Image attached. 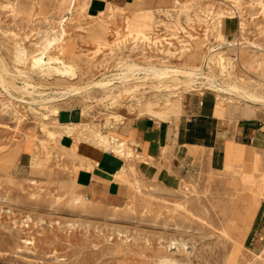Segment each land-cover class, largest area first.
<instances>
[{"label": "rangeland", "instance_id": "obj_1", "mask_svg": "<svg viewBox=\"0 0 264 264\" xmlns=\"http://www.w3.org/2000/svg\"><path fill=\"white\" fill-rule=\"evenodd\" d=\"M108 1L88 16V0H0V264H264V226H250L264 202V142L226 169L201 160L174 189L142 178L129 159L124 195L113 205L80 194L73 151L59 146L53 125L54 111L78 107L76 134L94 143L96 133L115 137L127 115L184 120L202 94L219 109L242 107L264 129V104L207 81L264 97V0ZM61 25L65 38L44 50ZM34 51L50 58L43 76L32 73ZM125 59L145 72L117 84L112 74ZM153 66L204 76L185 84L182 76L153 74ZM97 80L108 87H86ZM68 90L64 101L31 103ZM26 146L32 163L17 168Z\"/></svg>", "mask_w": 264, "mask_h": 264}, {"label": "crops", "instance_id": "obj_2", "mask_svg": "<svg viewBox=\"0 0 264 264\" xmlns=\"http://www.w3.org/2000/svg\"><path fill=\"white\" fill-rule=\"evenodd\" d=\"M107 3L108 0H88V16L99 15ZM139 3L142 0H125V4ZM216 100L197 95L196 102L188 105L184 120L180 117L124 116L114 128L115 137L103 134L108 144L118 145L119 152L106 148L102 141L94 144L79 139L76 130L82 125V110L59 108L53 125L59 136V146L73 151L75 169L72 178L77 190L89 202L114 205L119 204L124 195L119 175L129 159L133 160L135 170L142 178L171 189L179 187L191 173L195 174L203 159L225 169L229 168L230 162L239 164L247 159L246 150L264 142V129L256 127V123L245 116L246 110L242 107L219 109ZM214 121L215 125L212 124ZM242 139H248L252 145L236 143ZM31 163L32 154L27 146L23 147L16 166L24 168ZM252 219L250 226L254 225V220L264 226V202L256 207Z\"/></svg>", "mask_w": 264, "mask_h": 264}, {"label": "bare ground", "instance_id": "obj_3", "mask_svg": "<svg viewBox=\"0 0 264 264\" xmlns=\"http://www.w3.org/2000/svg\"><path fill=\"white\" fill-rule=\"evenodd\" d=\"M63 20H64V18L61 20L60 23H62ZM133 25L134 26H137L136 24H133ZM65 36H66L65 28L61 25L58 33L56 35H53L51 37V40H49V45L44 46V50H47L53 43H58V42L62 41L65 38ZM227 44L231 45L232 42H228ZM253 46H256V45L253 44ZM219 47H221V46H219ZM257 48L261 49V47H258V45H257ZM22 52L23 51L21 50L20 45H17V47H16V60H21V59L24 58V54ZM27 59L32 64V66L34 67L32 73L38 74V75H41V76H43V74H44L43 72L46 71V65L51 62L50 61V58L45 57V52H38V51H34L30 55H28ZM118 67L119 68H118L117 72H115V73L112 74V79H116L114 82L117 83V84H123V85H125V84L129 83V81L131 79L135 78L138 74H140V72H143V71L145 72V70H144L145 67L142 68L141 65L135 64L134 61H127L126 59L119 61ZM150 71L153 72V74L155 73V74H160V75H162V74H164V75H170L174 79H177V81L179 79H181L182 77H184V78H182V81L184 80L185 84L190 83V82H193V81H195V83H200V81H198L199 80V77L204 76V74L202 72H200V71H198V72H196V71L195 72L194 71H189V70L186 71L185 69L184 70H177V69H174V68H171V67L169 68V67H164V66L163 67H159V66H157V67H154V66L153 67H150ZM196 74L198 75V77H196ZM179 76H182V77L180 78ZM195 77H196V80H195ZM209 77L208 78L206 77L207 78V81L211 85V87H213L216 91H219V92L228 94V95H230L232 97L242 98V99H244L246 101V103L248 102V103H251V104H259V103L264 104V97H261L259 95L252 94V93H243L242 94L241 91H240V87H238V86H236L234 84H226V83H223V82L220 83V82H217L216 80L209 79ZM106 81L108 82V80H106ZM106 81L105 82L102 81V80L92 81L88 86H86V85L85 86L87 88H89V87H93L94 88L95 87V88H100L102 90L103 89L105 90L108 87V83ZM112 83H113V81H112ZM124 88H125L124 90H129L128 87H124ZM76 92H78V91H76ZM69 93H70V91L68 90V91H61V92H57V93L54 92L52 95H48V96L39 95L38 98L31 97L32 98L31 99V103L32 102H35V103H38V104H41V105L46 106L47 104L52 103V102L64 101L65 98L67 97L66 95H68ZM54 112L57 114L58 110H56ZM100 136L103 137L102 133H96V136H94L91 139H92V141H94L95 144H99L102 141L106 148L107 147H111V149H113L115 152H119L118 151V145L117 144H114V143L112 145L110 143L108 144V142L105 139H102V137L100 138ZM82 139L83 140H88V142L90 141V139L87 136L82 137ZM114 140H116V139H114ZM111 141H112V139H111ZM125 169L126 168H124L122 170L121 175H119L122 178V180L124 179L123 173H124V170ZM188 197L189 196H187L186 198H188ZM83 206L84 205H82V207ZM164 215H166V214H164ZM169 243H170L168 245L169 247H171V244H174V242L171 241V240H170Z\"/></svg>", "mask_w": 264, "mask_h": 264}, {"label": "built area", "instance_id": "obj_4", "mask_svg": "<svg viewBox=\"0 0 264 264\" xmlns=\"http://www.w3.org/2000/svg\"><path fill=\"white\" fill-rule=\"evenodd\" d=\"M200 95H202V94H200ZM202 104V101H200L199 102V105H201ZM188 170L187 169H185V172H187ZM85 198H87V197H85Z\"/></svg>", "mask_w": 264, "mask_h": 264}]
</instances>
